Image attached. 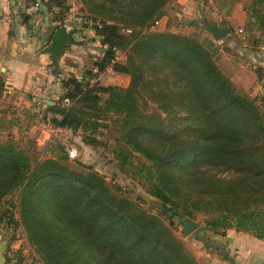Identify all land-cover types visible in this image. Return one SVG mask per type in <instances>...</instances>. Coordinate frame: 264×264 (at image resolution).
Returning a JSON list of instances; mask_svg holds the SVG:
<instances>
[{
    "label": "trees",
    "instance_id": "1",
    "mask_svg": "<svg viewBox=\"0 0 264 264\" xmlns=\"http://www.w3.org/2000/svg\"><path fill=\"white\" fill-rule=\"evenodd\" d=\"M171 1L84 0L88 14L71 29L73 37L77 42L91 28L89 40L99 41L102 56L86 76L62 78V94L45 108L52 126L80 130L88 144H96L103 118L114 119L116 164L126 169L138 159L134 174L144 178L155 213L116 193L92 167L52 157L31 161L23 148L0 140V204L17 194L0 218L9 213L22 226L41 264H199L163 217L181 224L202 214L196 238L227 263L232 257L220 240L227 229L264 239L263 101L220 69L213 41L151 29ZM35 2L59 6L49 21L53 29L63 25V0H24ZM243 8L247 19L234 34H252L258 43L264 0ZM117 52L124 59L111 69L129 76L125 87L97 79ZM255 70L262 81L264 66ZM6 88L0 77V94Z\"/></svg>",
    "mask_w": 264,
    "mask_h": 264
},
{
    "label": "rangeland",
    "instance_id": "2",
    "mask_svg": "<svg viewBox=\"0 0 264 264\" xmlns=\"http://www.w3.org/2000/svg\"><path fill=\"white\" fill-rule=\"evenodd\" d=\"M63 1V7L66 8L63 24H68L69 18L85 17L88 14L84 0ZM247 2L249 0H172L166 7L165 16L151 29L193 35L202 42L213 41L219 48L216 62L220 69L228 73L239 70L240 74L235 78L237 81L235 85L241 84L244 89H248L251 85L250 77H256L254 70L258 64L264 62V38L260 37L261 41L255 43L252 34L245 39L238 38L237 34H234L235 31L241 32L240 28L247 19L243 8ZM42 6L40 8H43L42 11L48 18H51L54 10L60 8L55 6L54 10H48ZM43 12L40 11V13ZM205 21H211L220 26L227 25L229 32L222 38L214 40L205 27ZM37 33L36 46L33 50L36 56L32 61L40 69L38 68L34 75L31 74L36 81L35 85L23 88L9 85V88L1 92L0 140L2 142L11 140L18 147L23 148L31 161H42L52 157L62 159L78 169L87 170L88 166L92 167L93 170L103 175L105 182L116 193L136 201L143 208L155 213L156 210L151 206L154 198L145 190L144 178L134 174V165L138 163V159H133V164L126 169H121L116 164L118 130L114 119L103 118L101 126L95 133L96 144L83 141L84 134L80 130L57 128L47 120L50 113L45 109L48 104L46 101L54 103L62 94L61 79L69 76L78 78L81 75L86 76V71L91 69L95 59L102 56L101 44L87 37L78 38V43L67 44L65 52L54 65L49 55L42 52L43 47L49 41L48 37ZM88 35L93 36L94 31L91 29V34ZM39 55L44 56L40 58ZM117 58L123 60V52H117ZM0 77L6 81L8 76L4 70H1ZM97 79L103 85L123 87L129 82L128 75L114 73L108 69L100 72ZM258 82L256 95L260 98V103L263 101L264 104V88L260 81ZM16 199V193L8 195L0 204V209L7 207L9 200L16 201ZM12 214L13 220L17 221L16 207L13 208ZM163 219L199 264L222 263L223 259L215 249H208L202 241L196 238L198 237L196 231H200L203 227L204 216L202 214L195 216L192 221L197 225L187 234H183L182 225L176 220L170 224L169 219L164 217ZM0 243L4 244L2 247L3 264L6 259H9V264H41L27 241L22 226H15V222L9 219V213L0 218Z\"/></svg>",
    "mask_w": 264,
    "mask_h": 264
},
{
    "label": "crops",
    "instance_id": "3",
    "mask_svg": "<svg viewBox=\"0 0 264 264\" xmlns=\"http://www.w3.org/2000/svg\"><path fill=\"white\" fill-rule=\"evenodd\" d=\"M25 7L24 0H0V71L4 70L8 76L5 81L8 88L9 85L15 88L35 85L36 81L31 74L34 75L39 68L32 61L36 56L33 50L36 46L35 39L38 37L37 32L43 36H47V39L50 41L54 31L52 22L43 13H40V21L36 22L25 12ZM24 13L27 14L25 15L27 16L26 19L23 17ZM69 20L70 18L68 22ZM70 23L68 25L66 23L65 27L67 29L79 28L77 24ZM83 33L85 37L81 36L79 38H89L91 35L89 36L88 34H91V28L84 30ZM74 42L76 43V41ZM39 56L43 58L42 56L44 55ZM260 64L264 66L263 61ZM239 74V70L229 73L235 84L237 83L235 78ZM254 77H250L249 81L251 85L248 89H244L241 84H238V87L252 97L258 96L256 95V90H258L259 82ZM220 240L225 244L226 251L232 257L231 262L227 263L226 260H223L221 264H264V239H259L250 233L230 228L226 230L223 236H220Z\"/></svg>",
    "mask_w": 264,
    "mask_h": 264
},
{
    "label": "water",
    "instance_id": "4",
    "mask_svg": "<svg viewBox=\"0 0 264 264\" xmlns=\"http://www.w3.org/2000/svg\"><path fill=\"white\" fill-rule=\"evenodd\" d=\"M27 16H25V19ZM207 31L212 35L214 40L220 39L229 32L227 25L220 26L211 21H205ZM73 31L67 29L64 25L58 26L54 29L49 43L43 47L42 52L47 53L53 64H57L58 58L63 54L66 49V44L73 43ZM48 104H53V101H46ZM180 223L182 225L183 234H187L192 231L197 223L186 218H181ZM3 243H0V264H3L2 247Z\"/></svg>",
    "mask_w": 264,
    "mask_h": 264
},
{
    "label": "built area",
    "instance_id": "5",
    "mask_svg": "<svg viewBox=\"0 0 264 264\" xmlns=\"http://www.w3.org/2000/svg\"><path fill=\"white\" fill-rule=\"evenodd\" d=\"M40 10V4L38 2H35V3H32V4H29L28 6L25 7V12L31 16L34 21L38 22L40 21L41 19V14L39 12ZM83 21V18L81 16H77L75 18H70L69 22L71 23H75V24H81ZM64 26H66V24H63ZM68 25V24H67ZM115 60H118V58L116 57L115 59L111 60V63L108 64L105 69H108V70H112L111 67H112V63L115 61ZM260 84L262 85V87L264 88V78L262 79V81H260ZM64 105H68V101L65 99L64 100Z\"/></svg>",
    "mask_w": 264,
    "mask_h": 264
}]
</instances>
